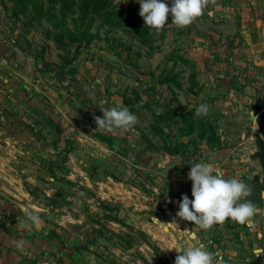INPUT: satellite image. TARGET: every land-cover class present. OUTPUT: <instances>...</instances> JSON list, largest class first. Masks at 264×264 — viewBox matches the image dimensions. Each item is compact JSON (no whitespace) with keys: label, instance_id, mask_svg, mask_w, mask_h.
Wrapping results in <instances>:
<instances>
[{"label":"rangeland","instance_id":"obj_1","mask_svg":"<svg viewBox=\"0 0 264 264\" xmlns=\"http://www.w3.org/2000/svg\"><path fill=\"white\" fill-rule=\"evenodd\" d=\"M137 2L0 0L1 264H175L182 253L167 249L199 243L224 264H264V216L259 234L230 218L205 231L176 216L183 195L194 199L193 182L180 177L183 157L231 142L223 134L239 116L246 133L258 129L260 85L250 81L247 91L245 76L239 85L233 60L228 78L214 58L200 66L202 38L225 32L214 5L232 0H210L184 28L170 13L159 32ZM233 85L244 95L229 102ZM202 103L210 112L197 117ZM112 105L137 123L96 130L95 116Z\"/></svg>","mask_w":264,"mask_h":264},{"label":"clouds","instance_id":"obj_2","mask_svg":"<svg viewBox=\"0 0 264 264\" xmlns=\"http://www.w3.org/2000/svg\"><path fill=\"white\" fill-rule=\"evenodd\" d=\"M126 3L127 0H124ZM141 5L140 16L145 25L161 31L172 15V24L179 28L187 27L204 14L210 0H172L171 7L162 0H138ZM215 4L216 0H211ZM104 103H108L105 101ZM209 104H200L195 111L197 117L207 116L210 112ZM103 115L95 116L96 130L113 132L118 129H131L137 123V117L124 106L112 105L101 108ZM262 167L257 162V168ZM188 179L192 183V196L189 199L185 194L179 202V211L176 216L188 222L195 223L201 230H209L214 225L224 224L227 219L248 227L255 226L254 217L264 216V209L258 208L249 197L252 189L243 180L235 177H225L219 166L211 163H193ZM29 220L39 226L37 214L27 213ZM176 220L168 224H173ZM24 225L22 227H30ZM163 227V224H162ZM167 230V229H165ZM194 237V234H191ZM175 249L178 253L175 264H224L220 254L208 250L207 245L199 243L183 250Z\"/></svg>","mask_w":264,"mask_h":264},{"label":"crops","instance_id":"obj_3","mask_svg":"<svg viewBox=\"0 0 264 264\" xmlns=\"http://www.w3.org/2000/svg\"><path fill=\"white\" fill-rule=\"evenodd\" d=\"M231 1V0H230ZM162 2L167 3L169 6L172 0H162ZM137 5H140L137 2ZM216 8L215 13L218 15L216 17L218 24L224 29L225 32H214L211 30L206 36L202 38L200 45L197 47L199 50V61L202 69L205 68V59L214 58L215 63L218 64L219 72L223 78H228L225 73L228 71L229 66L232 64L227 63L228 60H233L235 65L239 69L236 71L239 74V78L245 76L248 81L247 91H253L254 88L250 86V81L260 85V92L264 98V0H232V2H218L214 5ZM227 28V29H226ZM195 38H200L196 34L191 36V40ZM237 38V39H236ZM230 41V43H229ZM234 42V43H233ZM189 54H192V49H189ZM194 54V53H193ZM230 56L231 58L229 59ZM195 60L198 56L193 57ZM247 59V62L245 61ZM247 64H250V68L245 70ZM233 72L234 69H233ZM242 74V75H241ZM247 76V77H246ZM244 82V78H240V81L236 79V82L241 84ZM229 83H231V76L229 78ZM235 84V83H234ZM226 85V83H224ZM223 85H219L217 89H223ZM230 94L225 95V98L230 102L234 100V92H238L240 97L243 98L241 91L233 88L230 89ZM246 99L237 100L238 107L242 108L241 101L250 98V95H246ZM236 104V102H235ZM242 116L238 117V122L234 126L231 123L228 124L223 135L224 137L228 134H234L235 138L231 140L228 144L222 142L220 146L214 148L207 146L202 148L203 156L196 155L183 157L186 162L187 170L182 173L181 179L183 181H190L188 175L190 168L193 163H211L213 166H219V168L225 173V177H235L237 179L243 180L249 185V179L251 175H255L258 172L257 158H250L249 153L256 148L255 136L253 134L246 133L244 131L243 125L240 124V119ZM254 126V121L251 123ZM233 129V130H232ZM231 132V133H229ZM232 134V135H233ZM261 165V164H260ZM184 169V166H183ZM261 169V167H260ZM250 187V186H249ZM257 220V217H254ZM256 227V226H255ZM258 231V234L262 231L263 226H257L254 228ZM257 231L251 232L252 236L257 235ZM254 243V242H253ZM255 258H247V263L255 264ZM2 262L0 261V264Z\"/></svg>","mask_w":264,"mask_h":264},{"label":"water","instance_id":"obj_4","mask_svg":"<svg viewBox=\"0 0 264 264\" xmlns=\"http://www.w3.org/2000/svg\"><path fill=\"white\" fill-rule=\"evenodd\" d=\"M255 109V113L251 115L253 119L256 120L258 124V129L253 131V135L255 136V144L256 148L249 153L250 158H257L261 164L263 177L260 174L256 173L253 177L252 181V196L249 199L257 205L264 201V98L259 97L253 104ZM50 216H53V211ZM173 221H170V223ZM174 224H179L178 221L174 222Z\"/></svg>","mask_w":264,"mask_h":264}]
</instances>
